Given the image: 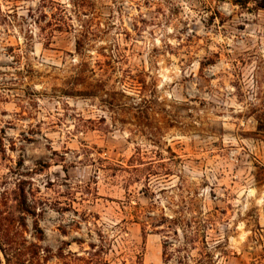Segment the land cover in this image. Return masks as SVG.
<instances>
[{
	"label": "rangeland",
	"instance_id": "374dc122",
	"mask_svg": "<svg viewBox=\"0 0 264 264\" xmlns=\"http://www.w3.org/2000/svg\"><path fill=\"white\" fill-rule=\"evenodd\" d=\"M259 125L264 0H0V235L20 264H264ZM161 214L192 226L167 262Z\"/></svg>",
	"mask_w": 264,
	"mask_h": 264
},
{
	"label": "trees",
	"instance_id": "16d2710c",
	"mask_svg": "<svg viewBox=\"0 0 264 264\" xmlns=\"http://www.w3.org/2000/svg\"><path fill=\"white\" fill-rule=\"evenodd\" d=\"M93 32L89 31L88 28L86 27L83 30V33L80 34L79 37H77L76 39V49L77 50H81L84 47L85 44V40L88 39V36L92 35ZM140 103H144L143 100H141ZM137 110H140L141 106H137L136 107ZM260 124V121H258ZM262 125L258 126V131H263L264 129H262V127H260ZM138 164L137 166L135 164H130L132 166L133 169H135V171H139V170H147L150 169L151 167H140L141 165H143L144 163L141 162L140 159H138L136 161ZM151 218V224L153 227H155V231L157 233H161L164 236L163 242H162V259L163 262H167V260L169 259V257H171V253L172 251L180 253L181 251L185 250V247L182 245H177V247H174V244L172 241H170L171 239H175L178 241V232L183 231L186 232L187 230H191L192 226L188 223V221L186 220L185 217L183 216H175V217H166L164 216V214L161 215H155L150 217ZM199 230V229H198ZM3 237L0 235V250L3 252V256L5 258V263L6 264H10V259L15 260L14 262L16 264H20L21 263V257L23 255V252L21 251V248L19 247L18 242L14 241V245H9V249H4V246L6 244H10L8 242H3ZM12 244V243H11ZM10 251L13 252V254H11L10 256ZM179 258V264L183 263V259H185L184 256L178 255ZM0 264L2 263V260L0 258Z\"/></svg>",
	"mask_w": 264,
	"mask_h": 264
}]
</instances>
